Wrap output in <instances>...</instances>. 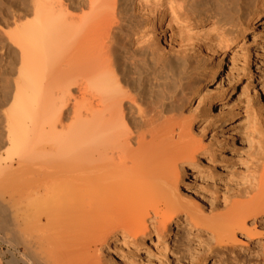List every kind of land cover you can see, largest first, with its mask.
Segmentation results:
<instances>
[{"label":"bare ground","instance_id":"1","mask_svg":"<svg viewBox=\"0 0 264 264\" xmlns=\"http://www.w3.org/2000/svg\"><path fill=\"white\" fill-rule=\"evenodd\" d=\"M245 1L217 0L228 9L220 24L184 0H33V17L7 28L20 49L13 89L0 75V264H123L126 250L160 243L164 264L252 263L231 236L264 213V102L248 105L261 167L248 201L220 213L208 185L182 181L206 152L186 108L198 99L211 111L214 91L224 99L230 47L264 25V0L242 12ZM182 214L212 243L191 251L181 236L167 253Z\"/></svg>","mask_w":264,"mask_h":264},{"label":"rangeland","instance_id":"2","mask_svg":"<svg viewBox=\"0 0 264 264\" xmlns=\"http://www.w3.org/2000/svg\"><path fill=\"white\" fill-rule=\"evenodd\" d=\"M184 1L187 7L189 6L188 13L197 17V19L213 17L220 24H224L227 21V4L225 8V6H219L220 3H218L217 0ZM32 2L33 0H0V75H2L3 82H6L3 84L10 83L12 89L14 84L12 80H15L16 74L18 75V73H16L18 69L16 65L18 63L20 64V49L19 47L15 49L17 44L15 43L16 45H14V41L10 38L11 34L8 35L9 32L7 28L12 30L19 22H24L25 19L27 21L29 15L33 17V14L29 13L30 11L32 12L30 8L33 7ZM245 2L242 5V12L249 11L248 9L250 7L252 8L257 0H247ZM223 13L225 17L222 15ZM16 19L19 21L17 24L15 22ZM4 29H7V31ZM11 32L12 31H10V33ZM249 37L250 40L246 42V44L238 41L237 44L234 43L228 51V58L224 61L225 66L223 67L222 73L226 79L229 77L228 79L231 85L230 88L227 89L224 99L221 101L218 92L214 91L209 94L208 97L211 99L212 103L211 111L204 110L208 104L199 107L198 99H195L192 106L186 108V113L184 112L187 120L190 119L189 123L192 138L198 140V145L202 147L201 150H206V152L204 155L200 156L202 158V166L198 169L189 167V170L183 173L182 181L195 179L194 183H196L199 188L208 185L210 191L215 192L218 195L217 197H219L217 200L220 208L217 212L220 213L234 207L236 203H245L249 200V197L244 195L245 191L249 189V186L253 182L255 173L257 176L259 174L258 172L261 171V167L258 166L259 168L257 169V161L255 160L258 157L255 150L258 140V129L253 121H251L253 119L249 115L248 105L250 103L260 106L264 102V25ZM201 61L200 63L205 65V60ZM4 73L6 75H3ZM204 77L207 78L205 70L204 76H199L200 80L198 79L202 87L205 81H201V79H205ZM203 91L205 92L206 89ZM205 93L208 94L207 92ZM222 105L226 117V122L223 125L222 121H217L219 119L218 116L215 117L220 113V106ZM195 107H198L196 112ZM193 112L195 113L193 114ZM220 125H222V127H220ZM262 126H264L263 123ZM202 129H204V131ZM199 131H201V133ZM212 137L218 138L222 142V151H224V155L226 154V156H217L213 153L210 143L211 140H213ZM227 142H230V146L227 145ZM205 147L206 149H204ZM221 153L217 154L221 155ZM190 174H193L192 178H189ZM185 185V182H181L179 191L183 196L182 198H186L187 200V187ZM239 192L241 194H239ZM210 210L211 207L206 204L203 214L208 215ZM243 225L244 226L237 229L231 236L232 240L238 247L242 246V250L245 249L248 255H251V264H264V213H258L256 217L254 215L249 216ZM171 227L174 233L171 232L167 239V241H169L167 253L172 252L175 244H177L175 241L181 236L188 240L191 251H194L199 245H209L212 243L210 242L211 233L206 230H202L201 232L193 226H190L184 214H182L181 220L177 223H173ZM186 234L188 237H186ZM158 246L159 248L157 249L154 244H152L150 254H147L145 250H139L137 256L133 255L132 252L127 253L126 250V260L123 264H164V255L162 260H159L157 256L158 252L161 253L163 251L162 243L158 244ZM3 249H6V246H3ZM220 257L231 260L232 251L228 250L224 254L220 253ZM206 264H214V259L210 258Z\"/></svg>","mask_w":264,"mask_h":264}]
</instances>
